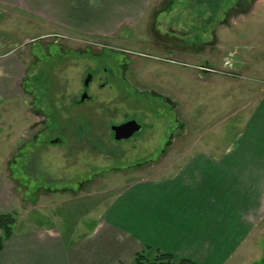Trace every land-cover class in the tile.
I'll return each instance as SVG.
<instances>
[{
	"label": "rangeland",
	"instance_id": "rangeland-1",
	"mask_svg": "<svg viewBox=\"0 0 264 264\" xmlns=\"http://www.w3.org/2000/svg\"><path fill=\"white\" fill-rule=\"evenodd\" d=\"M147 1L0 0V186L17 232L76 241L128 187L241 139L264 88V0ZM169 29L173 54L162 55L153 33ZM89 47L148 56L141 82L170 102L123 93L122 58L93 59ZM106 64L117 74L110 103H76L87 71ZM108 108L138 120L136 139L114 141ZM251 236L226 264H264V216Z\"/></svg>",
	"mask_w": 264,
	"mask_h": 264
},
{
	"label": "crops",
	"instance_id": "crops-1",
	"mask_svg": "<svg viewBox=\"0 0 264 264\" xmlns=\"http://www.w3.org/2000/svg\"><path fill=\"white\" fill-rule=\"evenodd\" d=\"M251 107L241 139L226 150L207 147L217 155L191 156L173 175L128 187L76 241L58 231L15 229L0 264H133L142 251L149 258L162 252L177 261L226 264L264 216V88ZM2 189L0 214H13Z\"/></svg>",
	"mask_w": 264,
	"mask_h": 264
},
{
	"label": "flooded vegetation",
	"instance_id": "flooded-vegetation-1",
	"mask_svg": "<svg viewBox=\"0 0 264 264\" xmlns=\"http://www.w3.org/2000/svg\"><path fill=\"white\" fill-rule=\"evenodd\" d=\"M249 0H240L238 4H236L234 7H239V5L241 3L243 4H247ZM159 9H161L159 7ZM233 10V9H232ZM161 11H163V9H161ZM160 11V12H161ZM232 12V11H231ZM3 17L4 14L2 11H0V17ZM229 16H232V18L237 17L233 14V12L231 14H229ZM2 18H0L1 20ZM154 34V35H153ZM152 35L154 36L155 39H157V43H154L155 45V49L157 48V51L162 53V55H170L173 54V42L170 41L169 36L171 34H173V30L169 29L167 30V33L165 34V36L161 35L160 36L157 33H153ZM171 43V44H170ZM21 45V44H20ZM19 45V46H20ZM108 46V45H107ZM17 49H19L18 47H16ZM108 48L101 51L103 52L94 54V49L92 48H88V50H86L87 52L90 53V55L92 56V58H96V59H100L103 58L107 52L110 53L111 59L113 60L112 56L117 55L119 58H122L121 63H119V79H120V83L122 84V89L121 91L123 93L127 92V90L132 92V95L134 98L136 99H140L141 96L144 95H151L154 98H158L161 100H165V102H170V99L168 98V96L166 94H163L162 92H157L156 90H152V88L147 87V86H143L142 82H141V76H140V68H139V58H141L142 56L144 57H148L146 55H142L140 52H136V51H130L128 49H124V48H113L112 50L110 49V51H108ZM200 53V52H199ZM105 54V55H104ZM160 61V63L163 64H174V61L171 60L168 57L165 58H160L158 59ZM97 61L93 60V63H96ZM106 67H103L102 69H100L99 67L95 68H91L89 71H87L86 76H85V80L83 81V86L80 89L81 93H80V101H77L76 103H81L83 104L84 102H97V103H104L105 105H107L108 103H110L111 101V86H109L108 79L110 78H116L117 74L114 71L113 68L108 67V64L105 65ZM206 65H202V67L208 68V70H201L205 73H212L211 69L209 67H205ZM113 69V70H112ZM154 87V86H152ZM108 112H110V114H105L106 116L109 117V120L113 123H111V127H110V133L112 135V138L114 139V141L118 142V143H122L124 141H132L134 139H136L137 134H135L133 137H131L128 140H116V134L113 131L114 127H118V126H122L125 125L126 123L132 122V121H136L137 123L138 120L136 119H128L126 120V116H123L122 119H118V115L116 114V112H112V110H110V108H108ZM112 112V113H111ZM107 117V118H108ZM114 120H117V122L115 123ZM140 124V123H139ZM141 125V124H140ZM142 130H143V126L141 125ZM141 130V131H142ZM140 133V132H139Z\"/></svg>",
	"mask_w": 264,
	"mask_h": 264
},
{
	"label": "trees",
	"instance_id": "trees-1",
	"mask_svg": "<svg viewBox=\"0 0 264 264\" xmlns=\"http://www.w3.org/2000/svg\"><path fill=\"white\" fill-rule=\"evenodd\" d=\"M16 218L11 214H0V252L3 251L5 243L11 240L15 234ZM133 264H198L189 259L175 260L166 253L156 252L149 258L146 251L137 253Z\"/></svg>",
	"mask_w": 264,
	"mask_h": 264
},
{
	"label": "water",
	"instance_id": "water-1",
	"mask_svg": "<svg viewBox=\"0 0 264 264\" xmlns=\"http://www.w3.org/2000/svg\"><path fill=\"white\" fill-rule=\"evenodd\" d=\"M142 127L136 121L126 123L125 125L114 127L113 131L116 134V140H128L135 134L141 132Z\"/></svg>",
	"mask_w": 264,
	"mask_h": 264
}]
</instances>
